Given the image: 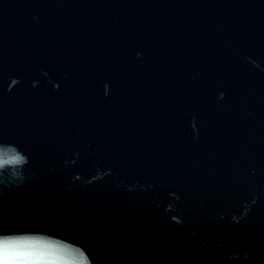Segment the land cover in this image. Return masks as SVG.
<instances>
[{
	"label": "water",
	"instance_id": "obj_1",
	"mask_svg": "<svg viewBox=\"0 0 264 264\" xmlns=\"http://www.w3.org/2000/svg\"><path fill=\"white\" fill-rule=\"evenodd\" d=\"M0 264H264V0H0Z\"/></svg>",
	"mask_w": 264,
	"mask_h": 264
}]
</instances>
